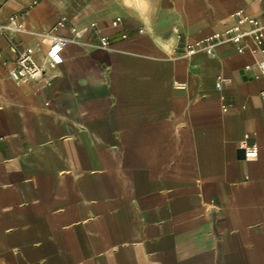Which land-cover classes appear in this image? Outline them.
Instances as JSON below:
<instances>
[{
  "label": "crops",
  "instance_id": "crops-1",
  "mask_svg": "<svg viewBox=\"0 0 264 264\" xmlns=\"http://www.w3.org/2000/svg\"><path fill=\"white\" fill-rule=\"evenodd\" d=\"M158 9L146 31L121 0H0V264H264V53L178 52L264 0ZM45 32L61 62L15 83L8 45L43 61Z\"/></svg>",
  "mask_w": 264,
  "mask_h": 264
},
{
  "label": "built area",
  "instance_id": "built-area-1",
  "mask_svg": "<svg viewBox=\"0 0 264 264\" xmlns=\"http://www.w3.org/2000/svg\"><path fill=\"white\" fill-rule=\"evenodd\" d=\"M14 17H9L5 25H0V30H14ZM59 24V23H58ZM116 22L113 23L115 25ZM48 44L44 50L43 61H38L35 56V48L32 46L20 47L16 44H9L8 50L15 56L12 66L8 69L9 77L17 84H25L30 81L43 79L45 66L54 68L62 59L64 47L72 41L65 37L57 36L49 32L44 33ZM264 17L250 16L242 9L233 13L231 24L221 32L213 33L209 36L202 37L188 45L182 46L178 52L184 56H190L197 51H202L210 56H216V46L221 43H230L238 53L249 50L252 53H264ZM98 43L103 48H109L110 42L106 36H100ZM2 52L0 51V58ZM245 70H250L249 66ZM229 78L220 77L215 86L220 88ZM181 88V85H176ZM264 100V91L261 92ZM223 112L228 111L227 105H222ZM245 158L254 159L257 157V147L255 145L243 146Z\"/></svg>",
  "mask_w": 264,
  "mask_h": 264
},
{
  "label": "clouds",
  "instance_id": "clouds-1",
  "mask_svg": "<svg viewBox=\"0 0 264 264\" xmlns=\"http://www.w3.org/2000/svg\"><path fill=\"white\" fill-rule=\"evenodd\" d=\"M121 4L128 9L130 18L144 30H153V20L158 12L159 0H137L134 6H129L126 0Z\"/></svg>",
  "mask_w": 264,
  "mask_h": 264
},
{
  "label": "snow or ice",
  "instance_id": "snow-or-ice-1",
  "mask_svg": "<svg viewBox=\"0 0 264 264\" xmlns=\"http://www.w3.org/2000/svg\"><path fill=\"white\" fill-rule=\"evenodd\" d=\"M137 0H126V3L129 4V6H134L136 4Z\"/></svg>",
  "mask_w": 264,
  "mask_h": 264
}]
</instances>
